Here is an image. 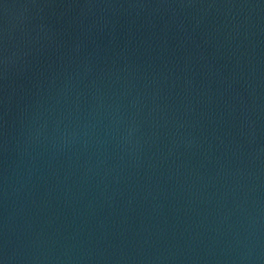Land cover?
<instances>
[{"label":"water","instance_id":"water-1","mask_svg":"<svg viewBox=\"0 0 264 264\" xmlns=\"http://www.w3.org/2000/svg\"><path fill=\"white\" fill-rule=\"evenodd\" d=\"M0 264H264V0H0Z\"/></svg>","mask_w":264,"mask_h":264}]
</instances>
